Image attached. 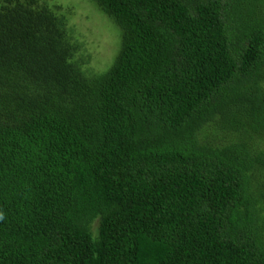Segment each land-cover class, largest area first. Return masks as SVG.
<instances>
[{"label": "trees", "instance_id": "1", "mask_svg": "<svg viewBox=\"0 0 264 264\" xmlns=\"http://www.w3.org/2000/svg\"><path fill=\"white\" fill-rule=\"evenodd\" d=\"M0 0V264H264V0Z\"/></svg>", "mask_w": 264, "mask_h": 264}, {"label": "rangeland", "instance_id": "2", "mask_svg": "<svg viewBox=\"0 0 264 264\" xmlns=\"http://www.w3.org/2000/svg\"><path fill=\"white\" fill-rule=\"evenodd\" d=\"M65 14L70 35L82 43L77 54L86 72L106 70L120 45V29L91 0H45Z\"/></svg>", "mask_w": 264, "mask_h": 264}]
</instances>
